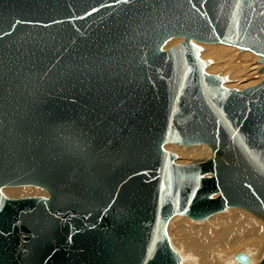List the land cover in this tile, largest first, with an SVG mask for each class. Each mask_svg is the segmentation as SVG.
<instances>
[{
  "label": "water",
  "instance_id": "water-1",
  "mask_svg": "<svg viewBox=\"0 0 264 264\" xmlns=\"http://www.w3.org/2000/svg\"><path fill=\"white\" fill-rule=\"evenodd\" d=\"M193 42L263 72L264 0H0V264H179L175 215L264 223V79L225 88Z\"/></svg>",
  "mask_w": 264,
  "mask_h": 264
},
{
  "label": "bare ground",
  "instance_id": "bare-ground-1",
  "mask_svg": "<svg viewBox=\"0 0 264 264\" xmlns=\"http://www.w3.org/2000/svg\"><path fill=\"white\" fill-rule=\"evenodd\" d=\"M180 41H182V39L169 40L164 45V47L171 46L172 43L177 44ZM196 44L200 45V48H205V51L207 53L213 54L211 56V59L224 61L225 59L232 58L231 56H228L229 54L234 55L232 54L233 50L230 46H226V45L224 46L220 44L219 45L201 44L197 42L195 43V45ZM239 56L241 59L249 60V61H250L249 57L254 59L257 58V56L255 57V55H253L248 51L241 52ZM209 67L210 65H208V67L206 66L203 69L205 73H209V71L213 73V71H211ZM261 67L262 64L259 62V66H257V68L260 69ZM235 71L237 72V74L243 73L242 70L238 67L235 69ZM241 76L243 77L244 75ZM164 149L168 152H170L169 150L172 149L179 156L180 155L189 156V157L201 156L207 158L211 156L209 147L207 146L205 147L201 144L193 145V146H184V147L166 144L164 146ZM194 161H198L201 163V162H206L207 159L206 161L203 160H194ZM208 177H210V175ZM39 190L40 188H37L35 186H21L15 188L12 187L11 189H7V187L6 188L4 187L1 189V193L7 199H20V198H32V197L40 198L41 196L39 195L40 194ZM214 197H217V194H215ZM226 211L228 214L226 213ZM226 211H224L223 215H229V216L224 217L219 221L213 218L212 216H210L207 220L205 219L206 221L201 222V223H205L209 221L213 223L219 222L218 224V226L220 227L219 231H216L214 229L215 227H213V229L216 232H211L206 227L192 226L191 224H189V222L188 223L186 222L187 217H185L186 219L184 222L179 223V225L176 227L177 232H179L177 233L178 235L177 241L182 244L183 248H181L178 252L181 254L180 259L183 262V264H215V263L238 264L236 261H234L233 258L234 255L238 253L239 249H241V251H244L245 253L243 254H245L248 257L249 259L248 264H259L262 261V259L264 258V229L262 228L263 226L259 222L260 219L257 220L255 219L256 217L254 218L251 216L252 214L249 215L250 213L247 214L242 210L235 208L226 209ZM213 215H218V214L216 213ZM254 240L259 242L258 247L254 249L244 247L245 243ZM231 251L236 253H230ZM224 252L226 253L229 252L230 255L225 257Z\"/></svg>",
  "mask_w": 264,
  "mask_h": 264
},
{
  "label": "rangeland",
  "instance_id": "rangeland-1",
  "mask_svg": "<svg viewBox=\"0 0 264 264\" xmlns=\"http://www.w3.org/2000/svg\"><path fill=\"white\" fill-rule=\"evenodd\" d=\"M173 39H181V38H173ZM173 39H171V40H173ZM173 45H176V43H172L171 46H173ZM196 45L200 49L199 53H198L199 59L204 60V61H208V64L206 66L208 67V65H210L209 68L211 69V71H213V73L210 72V71H209V73L211 75H218L220 77H225L226 82L223 84V86L225 88H227V89H235V90H242L244 88L255 86V85H257L258 83H260L264 79V72H261V68L262 67L260 69L257 68V66H259V62H260L258 57H257L258 59L257 58L254 59V58L249 57L250 61L241 59L240 56H239L241 54V52L239 50H237L236 48L231 47L232 50H233L232 54H234V55H230L229 54L228 56H231L232 58L231 59H225L224 61H219V60L211 59V56L213 54L207 53L205 51V48H200V45H198V44H196ZM210 45H213V44H210ZM171 46L164 47L163 49H167V48H169ZM255 57H256V55H255ZM237 67L242 70V72H243L242 74H237V72L235 71V69ZM209 73H206V74H209ZM254 73H257V74H254ZM241 75H244V76L242 77ZM171 145H173V144H171ZM176 146H179V145H176ZM203 146L206 147V145H203ZM181 147H184V146H181ZM171 150H169L170 153L173 152L174 155L177 157V159L175 160V163L178 164V165H185V164H188V163H190L191 161H194V160L206 161V159L207 160L211 159V156H212L211 155L208 158L207 157H201V156H196V157H194V156H191V157H189V156H181V155L179 156L177 153H175L173 150L172 151ZM210 154H211V151H210ZM208 176L206 175V177H208ZM11 188L7 187V189H11ZM13 188H15V187H13ZM37 188H39V187H37ZM39 193H40L39 195L41 196L40 198H44V199L48 198V193L44 189L40 188ZM227 209H231V208H227ZM235 209H237V208H235ZM239 210H242V209H239ZM224 211H226V209ZM224 211L221 212L222 215H221V213H217L218 215H212V217L215 218L218 221L220 219L224 218V217H228L229 215H223ZM242 211L247 213V214H249L248 212H246L244 210H242ZM226 213H227V211H226ZM249 215H251V214H249ZM180 216L181 215L173 216L168 221L167 227H166V235H167L169 244H170L172 250L175 251L177 254L179 253L178 251L181 248H183V246H182L181 243H179L177 241V239H178L177 233H179V232H177V230H176L177 228L176 227L179 225L180 222H184L185 219H186L184 216H181V218H180ZM251 216L254 217L253 215H251ZM255 219H257V218H255ZM186 220H187L186 222L187 223L189 222V224H191L192 226L206 227L211 232H216V231L220 230V227L218 226L219 222L213 223V222L209 221V222L201 223V222L206 221V220L195 221V220H191L189 218H187ZM257 220H259V219H257ZM190 222H192V223H190ZM259 222L263 226V227L262 226L261 227L264 229V223L262 221H260V220H259ZM213 227H215L214 229L216 231L213 229ZM244 245H245L244 246L245 248L254 249V248L259 246V242L254 240V241H250L248 243H245ZM238 252L245 253L244 251H241V249H239ZM224 253H225L224 256L227 257L228 255H230V253H236V252L231 251L230 253L229 252H227V253L224 252ZM178 255H179V257H181L180 253ZM179 264H183L181 259H180V263Z\"/></svg>",
  "mask_w": 264,
  "mask_h": 264
}]
</instances>
